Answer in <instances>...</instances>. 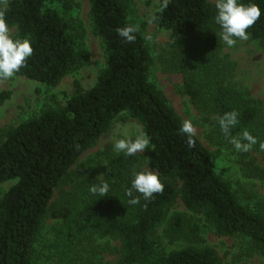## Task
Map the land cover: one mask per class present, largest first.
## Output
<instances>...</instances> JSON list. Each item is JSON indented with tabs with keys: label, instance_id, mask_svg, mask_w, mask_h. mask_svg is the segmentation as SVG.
Listing matches in <instances>:
<instances>
[{
	"label": "trees",
	"instance_id": "obj_1",
	"mask_svg": "<svg viewBox=\"0 0 264 264\" xmlns=\"http://www.w3.org/2000/svg\"><path fill=\"white\" fill-rule=\"evenodd\" d=\"M73 1L0 0V12L15 28L13 37L30 39L33 48L15 75L54 87L86 62L75 21L66 15ZM251 2L258 4L261 16L246 31L250 39L264 42V0ZM127 5V0H89L91 29L104 53V65L89 88L74 80V91L63 105L45 107L0 129V183L14 181L0 197V264H102L100 257L113 251L116 258L110 264H220L211 246H157L153 234L166 218L173 233L199 231L188 213L168 215L177 199L215 234L242 236L264 254V212L240 200L230 181L215 169L213 152L194 133L193 146H187L189 137L178 132L183 120L150 79L151 47L141 31L132 43L118 36L117 28L131 24ZM161 5L152 18L170 32L167 68L182 74L178 91L212 127L216 144L220 137L228 141L217 118L237 111L239 123L232 135L249 131L257 144L248 152L264 159V110L246 86L231 80L233 67L220 57L223 41L213 20L215 4L169 0L163 10ZM9 93L0 92V103ZM122 113L135 118L150 138L147 156L111 154L100 179H71L59 199L61 218L46 226L55 189ZM144 162L158 173L164 191L151 200L134 192L140 202L130 205L124 193L131 186L132 171L144 170ZM246 170L264 174L258 166L245 165ZM100 182H108L110 192L99 199L88 188ZM111 240L118 245L112 246Z\"/></svg>",
	"mask_w": 264,
	"mask_h": 264
},
{
	"label": "rangeland",
	"instance_id": "obj_2",
	"mask_svg": "<svg viewBox=\"0 0 264 264\" xmlns=\"http://www.w3.org/2000/svg\"><path fill=\"white\" fill-rule=\"evenodd\" d=\"M214 3L216 0H209ZM163 3V0H127L128 20L136 26L146 38L151 47L152 63L150 66V79L161 90L167 102L174 108L183 122L191 120L194 134L214 154V166L219 174L226 178L236 190L240 200L253 210L264 212V174L259 177L246 170L245 165L264 168V159L256 152H236L231 144L220 137V145L216 144L212 127L201 120L199 110L192 104L187 95L178 91L182 82V74L169 70L170 58L169 36L170 32L159 27L153 20V14ZM59 7V4H56ZM75 21L78 40L81 48L87 53L86 62L78 69L64 76L54 87H47L36 81L15 75L10 79H0V92L7 90L9 96L0 103V129L14 126L20 121L38 114L48 106L63 105L65 100L74 91V80L86 89L95 81L99 69L104 65V53L100 39L93 34L89 18V0H74L70 11L66 14ZM13 36L14 27H9ZM220 57L233 67L232 81L246 86L264 110V42L248 38L238 40L231 48L224 42ZM143 132L141 124L125 113L120 114L110 124L109 128L99 137L96 143L84 151L69 171L65 182L55 189L52 204L44 220L46 226L61 218L59 207L62 191L70 186V180L89 177L100 179L106 160L109 155L116 154L112 145L116 139L126 135L134 137ZM210 135V137H209ZM149 148L137 153L146 157ZM142 168H150L147 162ZM71 180V181H72ZM14 181L0 183V197ZM180 210L194 218L200 228L197 234L187 232L173 233L167 223V218L157 225L153 236L157 246L167 250L181 246V244H195L211 246L220 258V264H264V254L256 250L253 245L242 236L217 235L208 223L199 214L190 213L179 199L168 211L170 216L174 211ZM49 233L47 234L48 237ZM114 247L118 241L111 240ZM116 258L115 252L105 253L100 257L102 264H110Z\"/></svg>",
	"mask_w": 264,
	"mask_h": 264
},
{
	"label": "clouds",
	"instance_id": "obj_3",
	"mask_svg": "<svg viewBox=\"0 0 264 264\" xmlns=\"http://www.w3.org/2000/svg\"><path fill=\"white\" fill-rule=\"evenodd\" d=\"M168 2L169 0H163L161 10L168 6ZM260 16V7L251 0L247 3L244 0H216L213 20L219 28L220 39L231 48L237 44L238 40L243 41L249 38L246 30L254 25ZM137 30L136 26L129 24L117 28L116 32L124 41L132 43L136 39ZM32 54L30 39L14 38L4 19V13L0 12V79L13 78L25 66ZM238 117L239 113L235 110L224 112L217 118L216 123L220 132L236 152H248L253 145L257 144V140L247 130L232 135V129L239 123ZM178 132L189 137L187 146L192 147L191 136L194 133V127L191 120H185ZM149 145L150 138L146 133L140 132L134 137L126 135L124 138L116 139L112 150L116 154L122 153L125 157H133L146 148H150ZM260 148L264 150V143L260 144ZM130 185L124 193L129 197L128 204L130 205L140 202V196H134V192L139 193L145 200H151L154 194L164 191V184L158 173L146 167L142 171H132ZM88 191L94 197L104 198L110 192V185L108 182L91 184Z\"/></svg>",
	"mask_w": 264,
	"mask_h": 264
}]
</instances>
